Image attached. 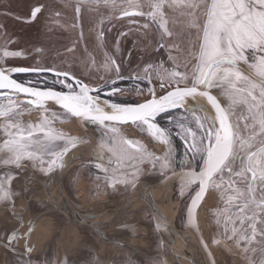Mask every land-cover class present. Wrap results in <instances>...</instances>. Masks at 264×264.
<instances>
[{
    "label": "flooded vegetation",
    "instance_id": "1",
    "mask_svg": "<svg viewBox=\"0 0 264 264\" xmlns=\"http://www.w3.org/2000/svg\"><path fill=\"white\" fill-rule=\"evenodd\" d=\"M137 17H146L150 20L146 22L155 27V23L147 15L133 18ZM124 18L129 16H124L122 13L120 19ZM84 39L85 37L83 41ZM77 43H81L82 48L86 50L96 47L92 42H80V38ZM102 44L106 46L104 42ZM154 49L157 50L154 57L158 66L154 67L156 62L152 63L150 65L154 68L152 72H148L147 62H143L141 66L138 64L136 68L140 70L135 71L133 67L131 73L126 69L121 74L115 73V75H110L114 73L111 69L107 74L98 75L92 74L89 69L68 70L30 65H8V67L52 70L40 74L34 71L14 73L13 77L26 86L42 90L51 88L66 91L54 73L57 70L68 71L83 83L93 88H101L100 100L138 104L151 99L153 92L155 97H160L171 90L169 88L161 91L164 88H161V83L157 84L161 81L157 76L161 66L169 69L174 67L173 63L167 65L162 56L158 58L160 55L158 49ZM93 63L94 61L88 63L89 67L95 64ZM128 68L131 70L132 65ZM240 70L251 78L259 80L254 71L241 62ZM113 90H115L114 94ZM2 91L7 90H0V99L5 98ZM210 91L222 106H227L220 89L213 88ZM9 95L16 101L22 100L21 102L32 109L40 110L35 112L36 115L32 114L35 118L33 125L38 124L36 121L42 119L40 115L43 111L44 115L54 120L52 127L57 132L65 135L63 130H70L67 125L75 122L81 133L70 130L72 132L69 133L70 135L77 134L80 137L75 138L76 145L70 147L62 157L64 166L60 167L58 160L57 166L51 172H42L37 163L26 159L21 161L20 167L11 163L5 164L4 160L12 154L7 150H0L1 264H159V262L161 264H230L234 255L238 254V249L232 240L238 243L242 241H238V236H232L233 225L226 224L227 217L216 225L212 221L211 213L208 212L206 200L212 188L208 189L196 209L195 227L188 219L191 198L199 188L196 185L188 188L182 186L185 173L190 169L199 171L203 167V161L199 155L193 156L188 143L177 136L176 123L183 120L199 135L200 129L193 114L187 111L199 104L203 110H197L195 116L201 117V123L206 127H212L213 123L218 127L215 112L212 108H208L206 97L197 96L195 99L189 97L188 103L182 108L170 109L156 117L159 126L172 132L169 158L171 163L164 168L162 161H157L154 166L149 159H124L117 163L111 152L101 148L102 143H111L108 139L111 134L105 127L67 114L54 101L46 102V112L45 109L28 103L27 99L32 97L23 93H9ZM64 118L67 119V123L63 126L61 121ZM106 123L108 127H118L126 140L137 142V146H142L147 153L156 157L168 155L169 146L156 141L144 127H137L131 123L118 125ZM4 126L0 134V149L7 138L3 136ZM64 144L65 141H56L55 150L60 151ZM44 158L50 160L53 157L45 155ZM109 160L112 163H109ZM97 164H103L108 168V172L97 169ZM225 178L228 179V175H225ZM125 180L127 183L122 182ZM237 187L243 185L237 184ZM86 189L89 190L90 195L93 194L92 197L96 194L105 197L85 200L82 193H85ZM170 194L177 210L176 224L165 208L168 202L164 201ZM222 201L220 195V203ZM106 205L108 207L104 209ZM110 207H113L114 211H109ZM235 227H240L239 221ZM79 228L90 230L87 236L80 240L83 244L78 239L79 231L76 230ZM176 232L188 235V247L187 245L183 248H177V245L175 248L170 246L171 242L176 243ZM167 233L169 235H166ZM200 234L204 239L208 238L211 241L215 252L208 246L205 247L207 241H201ZM69 236H73L71 240ZM140 238L142 242L139 241ZM193 238L195 242L197 240L196 243L193 242ZM96 243L98 246L95 245ZM155 245L160 248L154 249ZM71 253H82V255L79 259L78 255ZM260 254L259 263L264 264V253Z\"/></svg>",
    "mask_w": 264,
    "mask_h": 264
},
{
    "label": "snow or ice",
    "instance_id": "2",
    "mask_svg": "<svg viewBox=\"0 0 264 264\" xmlns=\"http://www.w3.org/2000/svg\"><path fill=\"white\" fill-rule=\"evenodd\" d=\"M166 3L169 8H174L179 0H172L171 3L168 0H148V6L152 10L147 13L129 11L128 9H139L144 5L139 0H127L123 15H147L158 23L162 30L161 39L171 37L173 33L169 30L164 13ZM187 7L203 8L200 22H197L194 14H190L189 27L197 30V44L191 53L193 63L190 71L184 72L161 66L157 76L162 81L160 86L171 90L160 98H156L153 92L151 99L135 105L105 101V105L110 108V111H105V107L99 102L102 89L83 83L68 71H55V77L66 89L57 91L25 86L9 75L28 71L40 74L52 71L51 69L15 67L5 71L0 68V90H7L2 91V94L9 101L7 106H0V116L11 117L15 121L5 124L4 133L7 138L0 150H7L12 154L4 160L5 164L20 167L21 161L26 159L37 163L42 172H51L58 160L60 167L64 166L62 157L77 143L75 138L57 132L47 115L35 125H25L19 121L20 113L15 111L18 106L9 93H23L33 98L28 101L29 104L45 109L46 112V102L54 101L67 114L105 127L111 134L108 137L111 143H102L101 148L111 152L117 163L124 159H149L154 166L157 161H162V167L166 168L171 163L172 132L159 126L156 117L170 109L182 108L188 97H206L215 109L218 127L215 123L212 127H206L201 123V117L195 116L197 110H203L199 104L187 110L193 114L200 129L199 135L183 120L176 123L177 136L188 143L193 156L199 155L203 161V167L199 171L190 169L185 173L182 186L188 188L196 185L199 188L191 198L188 219L195 227L196 209L208 189L214 187L222 198L227 197V205L237 209L235 219L228 215L226 222L233 225L232 236H238V241L245 242L243 250L246 254L254 253L256 248L253 245L258 237L264 250V0H199V4L188 3ZM42 8L43 5L34 7L31 19L34 20L42 12ZM143 27L147 28L148 25ZM159 47H165L164 43ZM2 55L7 58L20 53L5 50ZM240 62L248 65L259 80L245 75L240 70ZM213 88L221 90V95L227 101L226 107L211 94L210 90ZM93 92L96 94L93 95ZM238 107L245 109L247 115L242 118L237 115ZM106 122L113 125L131 123L144 127L156 141L169 146L168 155L156 157L147 153L142 146H137V142L126 140L118 127H108ZM56 141H65L60 151L55 150ZM45 155L53 158L45 160ZM109 163L112 161L109 160ZM96 167L108 172L103 164H97ZM225 173L228 175L227 180ZM122 182L127 183L126 180ZM237 184L243 187H237ZM219 215L223 216L224 213ZM237 221L239 228L235 227Z\"/></svg>",
    "mask_w": 264,
    "mask_h": 264
},
{
    "label": "rangeland",
    "instance_id": "3",
    "mask_svg": "<svg viewBox=\"0 0 264 264\" xmlns=\"http://www.w3.org/2000/svg\"><path fill=\"white\" fill-rule=\"evenodd\" d=\"M139 2L144 6L137 10L145 13L152 10L148 6V0H139ZM168 2L171 3L172 0H168ZM188 3L199 4V0H179L174 8H169L167 3L165 4V19H167L169 30L173 35L161 39L162 30L159 29L156 21H153L154 27L147 23L150 20L146 17L120 19V15L127 8V0H0V67L30 65L68 70L85 71L89 69L92 74L98 75L107 74L111 69L114 73L110 75H115V73L121 74L126 69L128 73H131L133 67L135 71L140 70L136 68L138 64L141 66L140 64L143 62H147L149 65L147 70L152 72L154 68L150 65L156 62L154 67L158 66L154 57L157 52L154 48H157L158 54H160L158 58L162 56L167 65L170 62L173 63L174 67L168 70L190 71L193 63L191 53L197 44V30L189 27L190 14H194L197 17V22H200L203 8H189L187 7ZM38 5H43L42 12L33 20L31 19V12ZM146 20L148 21L146 22ZM145 24L148 25L147 28L143 27ZM90 36H92L91 39ZM84 37V41L95 43L96 47L89 50L82 48V44L77 43V40L80 38V42H84ZM161 43H164L165 47L160 48ZM5 50L18 52L20 55L3 57L2 54ZM170 57L174 59H170ZM76 58L78 59L75 60ZM92 61L95 64L93 63L94 65L89 67L88 63ZM130 65H132L131 70L128 68ZM159 83L162 81L157 82V84ZM166 89L169 87L161 91ZM12 101L18 106L15 111L20 113L19 121L25 125L33 124L35 118L32 114L35 113V109L28 107L21 102L22 100L16 101L12 98ZM8 103L7 99H0V106H7ZM236 113L241 117L247 115L246 110L239 107L236 109ZM44 116L42 111L40 117L43 118ZM41 120L36 122L39 124ZM9 122L14 123L15 121L9 117L0 116L1 129L3 125ZM61 122L64 126L67 119L64 118ZM63 131L66 137H80L77 134L70 135L69 133H72L70 130L65 129ZM3 136L6 137L4 131ZM225 175L227 176V174ZM210 194H212L213 199L210 204H207V209L216 225L228 215L235 218L237 209L227 205L226 196L220 203V192L213 187ZM92 196L93 194L90 195L88 189L82 193L85 200L105 197H99L98 194ZM106 207L108 206L106 205L104 209ZM217 208L218 212L216 211ZM96 210L98 211L99 208ZM112 210L114 211V208L110 207L109 211ZM221 212L224 213L223 216L219 215ZM76 231H79L78 239L83 244L80 240L87 236L90 230L79 228ZM72 237L69 239L71 240ZM232 242L237 247L238 254L234 255L230 264H260V253H264V250L261 248L259 239L253 245L256 248L255 255L252 252L247 254L244 252L243 249L246 246L244 241L238 243L232 240ZM95 245L98 246L97 243ZM156 247L160 248V246L155 245L154 249ZM80 249L82 248L80 247ZM71 254L78 255L79 259L82 255V253ZM1 262L2 257L0 256V264Z\"/></svg>",
    "mask_w": 264,
    "mask_h": 264
},
{
    "label": "bare ground",
    "instance_id": "4",
    "mask_svg": "<svg viewBox=\"0 0 264 264\" xmlns=\"http://www.w3.org/2000/svg\"><path fill=\"white\" fill-rule=\"evenodd\" d=\"M40 110H35V112H39ZM68 128L70 129V130H72L73 132H80L81 133V130H80V128H79V126L75 123V122H70L68 125ZM0 134H2V130H1V127H0ZM172 194V193H171ZM169 195V197L167 198V200L166 201H164L165 203L166 202H168V206H165V208H166V211L169 213V215L171 216V218H172V220L175 222V224L177 223V221H176V213H177V210H176V208H175V202L171 199L172 198V195ZM212 199H213V196H212V194H209V196H208V198H207V200H206V204H210L211 203V201H212ZM147 205V204H146ZM175 217V218H174ZM175 227H177L176 225H175ZM176 229V228H175ZM200 240L201 241H207V246L209 247V249H211V251H214L215 252V248H214V246H213V244H211V241L208 239V238H206V239H204V236H202V234H200ZM175 244L174 243H170V246L172 247V248H175L176 246L175 245H177L178 247L177 248H183V247H186V245H185V243L183 242V240L178 236V235H176L175 236ZM188 246V245H187Z\"/></svg>",
    "mask_w": 264,
    "mask_h": 264
},
{
    "label": "water",
    "instance_id": "5",
    "mask_svg": "<svg viewBox=\"0 0 264 264\" xmlns=\"http://www.w3.org/2000/svg\"><path fill=\"white\" fill-rule=\"evenodd\" d=\"M0 68H2V69H4L5 71H7V69H9V68H15V67H0ZM19 68H24V67H19ZM29 69H39V68H29ZM28 72H32V71H28ZM13 74L14 73H9V75H11V77L13 78V79H15L14 77H13ZM16 80V79H15ZM17 81V80H16ZM18 83H20L19 81H17ZM26 86V85H25ZM30 97V96H29ZM161 97V96H160ZM160 97H156V98H160ZM33 98H30V99H27V100H32ZM207 100V99H206ZM188 101H189V97L188 98H186V100H185V103H188ZM100 102V104L102 105V106H104L105 107V111H110V108H108L106 105H105V100H100L99 101ZM108 102H110L111 103V101H108ZM55 103V102H54ZM143 103V102H142ZM184 103V104H185ZM56 104V103H55ZM118 104H120V103H118ZM139 104V103H138ZM183 104V105H184ZM57 105V104H56ZM121 105H135V104H121ZM207 105H208V108H212L213 110H214V112H215V109L212 107V105L207 101ZM222 105V104H221ZM59 106V105H58ZM80 118V117H79ZM215 118H216V113H215ZM81 119V118H80ZM217 122H218V120H217ZM163 228V227H162ZM162 228H160V229H162ZM166 235H169L168 233L166 234ZM176 235H178L182 240H183V242L185 243V245H188V242H189V240H188V235L187 234H185V233H181V232H176ZM193 242L194 243H196L197 242V240H196V242H195V240H194V238H193ZM188 247V246H187ZM199 252V251H198ZM200 253V252H199Z\"/></svg>",
    "mask_w": 264,
    "mask_h": 264
}]
</instances>
